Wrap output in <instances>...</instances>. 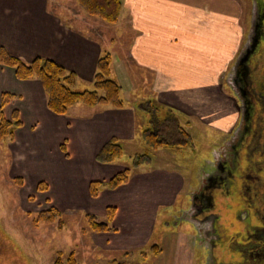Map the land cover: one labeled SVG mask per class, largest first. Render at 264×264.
Returning a JSON list of instances; mask_svg holds the SVG:
<instances>
[{"label":"rangeland","instance_id":"rangeland-1","mask_svg":"<svg viewBox=\"0 0 264 264\" xmlns=\"http://www.w3.org/2000/svg\"><path fill=\"white\" fill-rule=\"evenodd\" d=\"M76 1L0 0V47L9 45L5 43L9 35L4 33L3 23L10 22L17 27L22 20L33 14L41 17L44 12L47 25L54 23L55 13L63 24L72 26L73 40L79 32L87 40L88 36L95 41L101 39L103 52L100 57L106 52L111 53L113 79L124 87L126 104L123 109L85 106L91 111L87 118L99 113L104 115L111 110L108 116H102L110 118L111 122L116 114L120 118L124 112L125 120L127 118L130 122L132 119L135 134L131 139L112 136L122 140L124 156L114 163H99L96 157L101 149L96 153L87 140L78 138H74L75 148L70 147L64 138L66 133L63 130L59 132L58 125L52 123V118L59 116L48 109L47 96L39 80H26L39 82L41 86L42 93L32 98L0 90V105L4 92L20 97L6 107L5 116L12 119L13 111L18 110L23 123L12 140L0 142V264H54L59 255L66 259L71 253L75 254L78 264H206L205 250L198 244L196 247L192 245L193 238L197 237V228L181 217L182 208H187L190 203L187 194L191 187L197 185L198 168H208L206 162L213 161L214 148L230 135L228 131L236 118L234 102L229 98L232 93L222 86L223 90L216 91L214 97L221 102L222 112L233 115L229 129L225 130L218 122L209 120V117H218L217 113L201 110L207 122L201 115H189L175 106L162 104L153 86V73L136 68L128 60L127 54L134 39L129 18L121 15L117 24H108L87 14ZM230 1L237 10V16L232 19L237 28L233 44L236 49L231 50V57L222 60V80L250 33L253 18L250 12L256 5L252 0ZM38 4L40 10L37 9ZM223 22L227 32L228 21ZM243 30L246 32L245 40ZM227 38V33L222 35V43ZM13 43L15 46L17 41ZM23 60L29 62L32 59ZM0 67L7 68L4 65ZM77 76V90L93 89L94 77L91 82L81 83L82 75ZM180 90L181 87L175 92ZM34 102L42 104L43 109H34ZM71 110L72 114L77 113L76 109ZM168 113L180 119L193 139V146L181 151L173 147L150 150L149 161L138 165L141 161L138 155L147 150L142 132L151 124V118L161 124ZM224 118L223 114L217 119L222 122ZM104 125L112 130V134L124 126L115 122ZM67 134L72 141L70 131ZM126 169L130 170L128 184L115 190L103 188L97 198L91 197V182L109 181ZM41 184L47 185L46 191L38 189ZM108 207L117 209L112 222L117 231L93 232L86 215L91 214L104 221ZM50 209L61 213V226L58 221L39 226L34 224L39 213Z\"/></svg>","mask_w":264,"mask_h":264},{"label":"crops","instance_id":"crops-1","mask_svg":"<svg viewBox=\"0 0 264 264\" xmlns=\"http://www.w3.org/2000/svg\"><path fill=\"white\" fill-rule=\"evenodd\" d=\"M37 9L40 10L39 4ZM41 9L45 10L42 5ZM236 12V6L230 0H123L121 14L129 18L134 32L131 51L127 54L128 60L136 68L153 73V86L162 104L175 106L189 115L200 116L201 110L217 113L218 117L224 114L222 122L216 116L214 119L209 117L213 123L222 125V130L229 129L233 115L231 112H222L221 102L214 97L217 95L216 91L223 90L222 60L231 57V50L236 49L233 44L236 42L234 33L237 28L232 21L237 16ZM70 14L74 13L70 11ZM54 19L56 20L52 25H47L44 12L41 17L33 14L27 21L22 20L17 27H13L10 22L3 23L5 35L10 36H6L5 43L9 44L6 48L26 60L36 57L54 59L68 70L82 75L81 83L91 82L97 61L103 52L101 39L95 41V38L88 36L87 40L79 32L73 40L71 33L74 28L63 24L61 17L55 13ZM223 21H228L227 32L222 26ZM17 32L21 33L20 37ZM226 33L228 38L222 43L221 37ZM16 41L14 46L13 42ZM229 41L230 44L227 43ZM173 84H176L174 89ZM179 87L181 90L176 93ZM0 90L21 94L26 99L42 93L39 82L20 81L15 71L9 67H0ZM34 104V109H43L39 102ZM84 107L75 106L73 109L77 113L72 114L71 110L65 118H52V123L58 125V131L66 133L64 138L70 147L76 146L74 138L85 139L97 153L112 136L131 139L135 134L134 124H131L133 121L131 119L129 122L127 118L125 120L124 112L120 118L116 114L111 121L116 125L123 124V129H117L112 134V130L104 125L111 123L110 118L102 117L108 116L111 110L104 111V115L92 114L95 117L87 118L91 111ZM13 108L11 105V109ZM201 116L204 118L205 114ZM205 119L208 122L206 117ZM69 131L72 141L67 134Z\"/></svg>","mask_w":264,"mask_h":264},{"label":"flooded vegetation","instance_id":"flooded-vegetation-1","mask_svg":"<svg viewBox=\"0 0 264 264\" xmlns=\"http://www.w3.org/2000/svg\"><path fill=\"white\" fill-rule=\"evenodd\" d=\"M252 1L257 43L241 54L247 37L222 80L235 122L208 168H198L182 208L181 217L197 228L192 245L205 250L206 264H264V0Z\"/></svg>","mask_w":264,"mask_h":264},{"label":"trees","instance_id":"trees-1","mask_svg":"<svg viewBox=\"0 0 264 264\" xmlns=\"http://www.w3.org/2000/svg\"><path fill=\"white\" fill-rule=\"evenodd\" d=\"M80 7L89 15L97 17L108 24H117L123 11V0H77ZM112 55L104 53L97 63V72L92 81L93 89L79 91L76 89L78 76L76 72L68 70L64 65L51 58L36 57L31 61H24L17 55L12 54L7 48L0 47V65H4L15 70L18 80L26 81L37 79L42 83L47 96L48 109L57 116H66L71 109L77 105L88 107L106 106L113 109H123L125 100L123 99L122 86L113 79ZM20 97L9 92H4L1 96L0 105V142L12 140L15 131L23 127L18 110L13 111L12 119L5 116L6 107L12 101ZM154 117V115H153ZM151 121L148 128L142 132L143 142L146 151L139 154L141 159L138 165L149 161L150 150H158L164 147H173L178 151L183 148L192 147L193 139L186 128L182 126L180 119L170 116L161 122L156 119ZM122 140L117 137L107 141L96 159L99 163L110 164L120 160L124 156ZM146 161V162H145ZM130 180V170L126 169L116 174L109 181H93L90 183L89 191L92 198H97L103 188L115 190L128 184ZM40 191H46L47 185L41 184ZM117 209L107 208V215L104 221H99L94 215H86L93 232L105 233L116 232L112 225ZM61 213L57 209H50L39 213L34 224H51L56 221L61 226ZM158 253V251H156ZM54 264H78L75 254L71 253L68 258L59 255Z\"/></svg>","mask_w":264,"mask_h":264},{"label":"water","instance_id":"water-1","mask_svg":"<svg viewBox=\"0 0 264 264\" xmlns=\"http://www.w3.org/2000/svg\"><path fill=\"white\" fill-rule=\"evenodd\" d=\"M255 9H256V5H255L254 10ZM254 14L256 15V12ZM254 14H253V18H252V26L250 29V33L248 35V41L245 44V47L241 50V52H240L241 54L248 51L249 48L253 49L257 43L256 37H258V36H257L256 20H255ZM240 56H239V58H240Z\"/></svg>","mask_w":264,"mask_h":264}]
</instances>
